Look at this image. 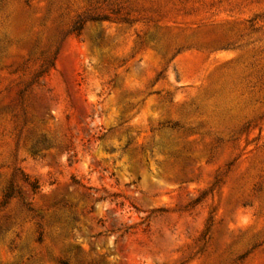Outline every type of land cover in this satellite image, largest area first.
<instances>
[{
	"label": "rangeland",
	"instance_id": "374dc122",
	"mask_svg": "<svg viewBox=\"0 0 264 264\" xmlns=\"http://www.w3.org/2000/svg\"><path fill=\"white\" fill-rule=\"evenodd\" d=\"M62 262L264 264V0H0V264Z\"/></svg>",
	"mask_w": 264,
	"mask_h": 264
},
{
	"label": "trees",
	"instance_id": "16d2710c",
	"mask_svg": "<svg viewBox=\"0 0 264 264\" xmlns=\"http://www.w3.org/2000/svg\"><path fill=\"white\" fill-rule=\"evenodd\" d=\"M76 30H80V26L75 28ZM62 264H67L66 262H62Z\"/></svg>",
	"mask_w": 264,
	"mask_h": 264
}]
</instances>
